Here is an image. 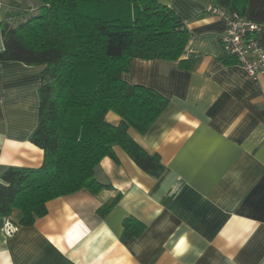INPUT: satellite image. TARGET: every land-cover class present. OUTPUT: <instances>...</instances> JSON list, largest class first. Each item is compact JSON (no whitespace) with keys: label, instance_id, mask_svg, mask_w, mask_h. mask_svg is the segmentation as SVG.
<instances>
[{"label":"crops","instance_id":"crops-1","mask_svg":"<svg viewBox=\"0 0 264 264\" xmlns=\"http://www.w3.org/2000/svg\"><path fill=\"white\" fill-rule=\"evenodd\" d=\"M159 1L185 22L186 47L178 60L134 58L123 77L169 99L146 134L128 131L160 155L164 172L151 176L116 145L118 160L106 156L96 168L108 186L50 200L32 225L19 223V210L0 217V264H264V75L254 80L226 52L225 24L207 11L214 0ZM36 7L0 0V24ZM244 14L263 25L264 47V0H249ZM44 68L0 59V174L43 163L31 136ZM127 218L145 225L140 236L123 239ZM7 220L18 226L10 235Z\"/></svg>","mask_w":264,"mask_h":264},{"label":"trees","instance_id":"trees-1","mask_svg":"<svg viewBox=\"0 0 264 264\" xmlns=\"http://www.w3.org/2000/svg\"><path fill=\"white\" fill-rule=\"evenodd\" d=\"M35 1L34 13L24 11L17 23L0 24V59L45 66L39 120L31 136L44 151L43 163L7 166L0 174V217L19 210L22 225L44 216L52 199L108 186L97 180L96 168L106 156L118 160L116 145L151 176L162 175L160 155L147 152L128 131L146 134L169 99L152 87L129 83L123 74L134 58L180 59L190 37L182 18L159 0ZM214 1L242 14L249 2ZM111 111L120 116L118 124L108 121ZM144 230L143 223L127 218L122 237H138Z\"/></svg>","mask_w":264,"mask_h":264},{"label":"built area","instance_id":"built-area-1","mask_svg":"<svg viewBox=\"0 0 264 264\" xmlns=\"http://www.w3.org/2000/svg\"><path fill=\"white\" fill-rule=\"evenodd\" d=\"M207 11L219 16L225 24L221 40L226 52L250 77L258 80L264 75V47L259 42L263 25L244 13L231 12L216 5H209ZM17 229L16 224L7 220V234L10 235Z\"/></svg>","mask_w":264,"mask_h":264}]
</instances>
